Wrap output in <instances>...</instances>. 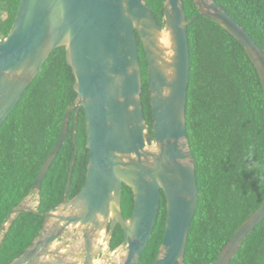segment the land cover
<instances>
[{
    "label": "water",
    "instance_id": "1",
    "mask_svg": "<svg viewBox=\"0 0 264 264\" xmlns=\"http://www.w3.org/2000/svg\"><path fill=\"white\" fill-rule=\"evenodd\" d=\"M194 1L199 12L188 19L183 0H165L162 25L145 0H21L9 34L0 41V127L56 48L66 47L76 77L77 98L68 107L60 138L35 182L37 204L43 180L67 139L74 110L76 151L63 202L45 213L37 237L9 264H95L118 225L124 240L112 258L103 253L100 264H140L162 194L167 220L154 264H186L199 202L186 115L191 68L188 26L203 16L232 34L256 66L264 91V51L250 32L216 1ZM165 33L168 46L162 42ZM139 40L148 62L154 134L142 101ZM80 109L85 111L90 157L84 186L68 198L78 155ZM124 185L134 195L130 217L122 206ZM26 199L1 226L0 245L22 212H37ZM263 220L264 201L232 235L214 264H231Z\"/></svg>",
    "mask_w": 264,
    "mask_h": 264
},
{
    "label": "trees",
    "instance_id": "2",
    "mask_svg": "<svg viewBox=\"0 0 264 264\" xmlns=\"http://www.w3.org/2000/svg\"><path fill=\"white\" fill-rule=\"evenodd\" d=\"M164 25L165 0H145ZM250 32L264 51V0H214ZM21 0H0V41L9 34ZM187 18L199 10L183 0ZM190 80L187 127L195 159L199 202L186 248V264H214L236 230L264 201V91L258 70L243 45L213 20L199 16L188 26ZM143 68L142 101L152 133L148 62L139 40ZM76 77L66 47L56 48L0 127V228L11 211L35 194V182L56 145L68 107L76 100ZM85 111L78 113V155L68 198L84 186L90 151ZM76 112L67 139L53 160L39 193L35 211H24L0 245V264L20 256L39 234L45 213L63 202L76 145ZM253 157L247 159L249 148ZM165 195L153 235L140 264H154L167 220ZM126 217L134 210V195L124 185ZM124 240L118 226L110 241L116 250ZM231 264H264V220L248 235Z\"/></svg>",
    "mask_w": 264,
    "mask_h": 264
},
{
    "label": "crops",
    "instance_id": "3",
    "mask_svg": "<svg viewBox=\"0 0 264 264\" xmlns=\"http://www.w3.org/2000/svg\"><path fill=\"white\" fill-rule=\"evenodd\" d=\"M26 202L29 204V205H33L36 207L37 205V196L36 195H33V196H30L26 199ZM103 253L107 254L108 257L112 258V255L113 253H115V250L113 252L110 251L109 247L107 249H105L103 251ZM103 253L98 257V259L95 261V264H100L103 262V259H102V255ZM117 254V253H116Z\"/></svg>",
    "mask_w": 264,
    "mask_h": 264
},
{
    "label": "bare ground",
    "instance_id": "4",
    "mask_svg": "<svg viewBox=\"0 0 264 264\" xmlns=\"http://www.w3.org/2000/svg\"><path fill=\"white\" fill-rule=\"evenodd\" d=\"M162 42L168 46L170 44V41H169V37L167 35V33H165L164 37L162 38Z\"/></svg>",
    "mask_w": 264,
    "mask_h": 264
},
{
    "label": "clouds",
    "instance_id": "5",
    "mask_svg": "<svg viewBox=\"0 0 264 264\" xmlns=\"http://www.w3.org/2000/svg\"><path fill=\"white\" fill-rule=\"evenodd\" d=\"M252 157H253V151L251 150V147H250L247 152V159H251ZM260 179H264V176H261Z\"/></svg>",
    "mask_w": 264,
    "mask_h": 264
},
{
    "label": "flooded vegetation",
    "instance_id": "6",
    "mask_svg": "<svg viewBox=\"0 0 264 264\" xmlns=\"http://www.w3.org/2000/svg\"><path fill=\"white\" fill-rule=\"evenodd\" d=\"M118 226H120V225H118ZM118 226H117V227H118ZM109 249H110V246H109ZM110 251L113 252V250H111V249H110ZM102 253H103V251H102Z\"/></svg>",
    "mask_w": 264,
    "mask_h": 264
}]
</instances>
